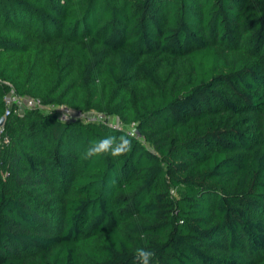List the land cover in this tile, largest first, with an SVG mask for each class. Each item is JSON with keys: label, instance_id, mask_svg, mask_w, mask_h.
<instances>
[{"label": "trees", "instance_id": "trees-1", "mask_svg": "<svg viewBox=\"0 0 264 264\" xmlns=\"http://www.w3.org/2000/svg\"><path fill=\"white\" fill-rule=\"evenodd\" d=\"M1 117L0 264H264V0H0Z\"/></svg>", "mask_w": 264, "mask_h": 264}, {"label": "built area", "instance_id": "built-area-1", "mask_svg": "<svg viewBox=\"0 0 264 264\" xmlns=\"http://www.w3.org/2000/svg\"><path fill=\"white\" fill-rule=\"evenodd\" d=\"M3 106H4V113L3 117L8 116L10 113H18L20 114L25 109H32V108H39L45 110L46 112H53L56 116L63 121H68L73 118H86V112H81L78 110L70 109L64 105L53 106L43 104L40 99L32 98L25 95H19L13 92L12 90L7 92L3 98ZM95 119L90 120H104V116L102 114L94 113ZM111 125V124H109ZM113 126V125H111ZM8 143V138L3 133V126L0 125V147L6 145Z\"/></svg>", "mask_w": 264, "mask_h": 264}, {"label": "clouds", "instance_id": "clouds-1", "mask_svg": "<svg viewBox=\"0 0 264 264\" xmlns=\"http://www.w3.org/2000/svg\"><path fill=\"white\" fill-rule=\"evenodd\" d=\"M132 143L125 136H108L98 141H92L88 150V155L111 154L112 156L124 155L130 152ZM155 257V252L151 248L138 247L135 249L133 264H150Z\"/></svg>", "mask_w": 264, "mask_h": 264}, {"label": "rangeland", "instance_id": "rangeland-1", "mask_svg": "<svg viewBox=\"0 0 264 264\" xmlns=\"http://www.w3.org/2000/svg\"><path fill=\"white\" fill-rule=\"evenodd\" d=\"M86 117L89 119H95V114L94 112H86ZM108 124H111L119 129L124 130L125 132L129 133V134H134V129L132 124H127V125H123L120 122H118V119L115 116H109L107 119Z\"/></svg>", "mask_w": 264, "mask_h": 264}, {"label": "water", "instance_id": "water-1", "mask_svg": "<svg viewBox=\"0 0 264 264\" xmlns=\"http://www.w3.org/2000/svg\"><path fill=\"white\" fill-rule=\"evenodd\" d=\"M3 122V117L0 118V125L2 124Z\"/></svg>", "mask_w": 264, "mask_h": 264}]
</instances>
